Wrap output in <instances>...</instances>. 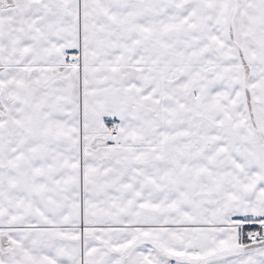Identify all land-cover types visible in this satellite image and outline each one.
Returning <instances> with one entry per match:
<instances>
[{"label": "snow or ice", "instance_id": "1", "mask_svg": "<svg viewBox=\"0 0 264 264\" xmlns=\"http://www.w3.org/2000/svg\"><path fill=\"white\" fill-rule=\"evenodd\" d=\"M0 264H264V0H0Z\"/></svg>", "mask_w": 264, "mask_h": 264}]
</instances>
